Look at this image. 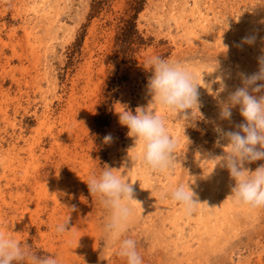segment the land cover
I'll list each match as a JSON object with an SVG mask.
<instances>
[{"label": "rangeland", "instance_id": "obj_1", "mask_svg": "<svg viewBox=\"0 0 264 264\" xmlns=\"http://www.w3.org/2000/svg\"><path fill=\"white\" fill-rule=\"evenodd\" d=\"M123 7L124 0H116L88 20L90 0H0V232L60 264H125L103 230L107 210L86 183L108 166L135 180L138 202H130L125 235L136 240L143 264H264V207L230 200L228 169L217 165L204 174L212 162L202 160L223 153L227 141L215 143V125L238 131L243 122L238 105L221 119L218 100L242 86L241 74L260 69L264 3L147 0L136 22L150 40L134 66L118 68L117 76L126 79L104 127L103 138L112 139H102L99 150L94 116L118 63L111 52L114 23L106 21ZM153 55L184 64L198 83L197 108L184 110L185 119L156 108L177 142L176 163L167 172L133 159L139 147L116 112L151 106L146 86L152 73L143 65ZM261 164L264 159L244 167ZM184 181L199 202L191 214L161 195ZM68 214V230L55 233L54 224Z\"/></svg>", "mask_w": 264, "mask_h": 264}, {"label": "clouds", "instance_id": "obj_2", "mask_svg": "<svg viewBox=\"0 0 264 264\" xmlns=\"http://www.w3.org/2000/svg\"><path fill=\"white\" fill-rule=\"evenodd\" d=\"M256 2L264 3V0ZM244 39L250 43L254 37ZM259 63L258 72L241 74L242 86L229 92L225 99L218 100L221 119H229L232 108L239 106V114L243 117V122L235 126L239 130H223L215 125L214 130L218 133L215 143L219 145L222 139L227 141L222 146L223 153L202 159L212 162L211 168L204 174L211 173L217 165L228 169L234 180L229 199L249 207H264V164L254 170L244 167L246 161L264 159V151L260 150L264 149V94L259 97L253 94L264 89V57L259 58ZM143 66L152 73L146 86L152 104L137 106L134 112L123 106L116 111L118 121L127 127V135L134 137L139 147L133 159H138L150 171L167 172L175 166L177 142L168 131L163 115L156 108L158 106L161 110L175 113L176 116L181 114L185 119L187 114L184 110H192L193 106L197 108L198 83L188 67L174 59L153 55L146 59ZM256 81L261 83L257 84ZM223 89L221 84L220 91ZM103 139L109 142L112 137L109 134ZM256 145L260 146L259 149ZM115 169L120 168L106 166L90 175L86 182L88 190L107 210L103 230L109 236L111 251L122 258L125 264H143L136 240L125 235L133 215L130 202L136 200L131 187L135 180L130 181L123 169ZM190 181H194V178L191 177ZM190 181L176 183L161 192L162 196L179 204L185 214H191L199 203L194 199L196 194L189 187ZM68 222L69 214L54 224L53 231L63 234L68 230ZM13 261L17 264H60L54 255L38 256L22 246L18 240L0 232V264H12Z\"/></svg>", "mask_w": 264, "mask_h": 264}, {"label": "trees", "instance_id": "obj_3", "mask_svg": "<svg viewBox=\"0 0 264 264\" xmlns=\"http://www.w3.org/2000/svg\"><path fill=\"white\" fill-rule=\"evenodd\" d=\"M116 0H90V8L88 12V20L100 14H105L111 10L113 3ZM147 0H124L122 11L114 16L112 20L106 21L107 25H113V43H112V59L118 63L115 69L110 72L111 76L107 80L103 98L99 101L97 110L94 116L95 139L96 144L101 150L104 127L110 122V114L113 109V104L119 96L120 86L126 77H118V68L120 65L134 66L138 56V52L144 46H147L150 38L143 35L137 27V16L143 10ZM79 45V39L74 43ZM78 50V47L73 48L68 55V62L73 61V54Z\"/></svg>", "mask_w": 264, "mask_h": 264}]
</instances>
